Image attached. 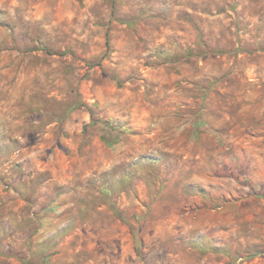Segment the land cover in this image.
Wrapping results in <instances>:
<instances>
[{
  "label": "rangeland",
  "instance_id": "1",
  "mask_svg": "<svg viewBox=\"0 0 264 264\" xmlns=\"http://www.w3.org/2000/svg\"><path fill=\"white\" fill-rule=\"evenodd\" d=\"M0 264H264V0H0Z\"/></svg>",
  "mask_w": 264,
  "mask_h": 264
}]
</instances>
